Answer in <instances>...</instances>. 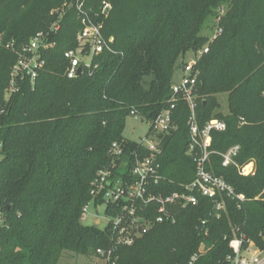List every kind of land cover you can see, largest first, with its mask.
Returning <instances> with one entry per match:
<instances>
[{
  "label": "trees",
  "instance_id": "trees-1",
  "mask_svg": "<svg viewBox=\"0 0 264 264\" xmlns=\"http://www.w3.org/2000/svg\"><path fill=\"white\" fill-rule=\"evenodd\" d=\"M64 1L0 0V264H59L64 252L92 257L112 249L109 228L82 221L91 182L110 163L109 149L124 139L133 110L153 120L168 107L177 67L209 44L204 25L224 4L221 33L196 66V119L201 128L211 119L226 122L224 132L212 134L216 153L208 170L245 199L225 197L219 217L208 198L179 208L175 223L155 224L133 245L118 247L112 260L189 264L198 255L194 264H230L235 237L264 250V0H83L109 49L72 79L65 53L78 47L75 7L51 30ZM38 33L54 46L42 53L36 79L17 78L11 91L17 50ZM219 95H227V114ZM190 114L180 100L173 112L178 129L164 137L157 191L166 195L194 180ZM234 146L236 162L254 163V175L222 165L221 154ZM136 149L127 142L128 151Z\"/></svg>",
  "mask_w": 264,
  "mask_h": 264
},
{
  "label": "built area",
  "instance_id": "built-area-1",
  "mask_svg": "<svg viewBox=\"0 0 264 264\" xmlns=\"http://www.w3.org/2000/svg\"><path fill=\"white\" fill-rule=\"evenodd\" d=\"M75 7L82 28L77 34L78 47L65 53L69 66L68 78L78 76L81 68H91L95 57L109 49V42L102 34V25L95 23L93 18L85 11L83 0H65L57 21L51 27L52 31L60 29L61 20L68 9ZM109 3H104L102 11L108 12ZM58 12V11H56ZM53 12V13H56ZM213 39L209 40L212 43ZM208 44V45H209ZM192 54L193 61H184L178 71L182 72L181 80L172 84V93L165 108L149 123V132L146 138L137 143V149L127 150V142L123 139L112 143L109 149L110 163L99 170L91 182V201L83 208L82 221L89 214V209L96 210L98 222L104 220L105 228L112 232V249L107 253L102 249L97 250V258L104 264H116L112 255L120 246H131L137 239L146 234L155 224L175 223L176 211L189 206H197L201 198H208L214 203L217 217L225 210V197L243 201L244 195L237 194L223 177L214 175L208 170L210 158L216 152L211 151L212 134L224 132L227 128L225 121L211 119L201 128L196 119V99L200 73L196 66L199 59L207 54L209 46ZM54 46L48 35L38 33L29 42L17 50L18 60L12 69V79L9 90H15L17 78L30 77L32 82L36 79L39 70L44 66L42 53ZM9 47V46H8ZM88 60V61H87ZM97 68V66H94ZM183 100L190 107L188 120L190 143L187 155L195 165L194 180L183 185L182 192L166 195L157 191L161 185V157L163 155V142L166 135L176 132L178 126L174 123L173 112L177 103ZM130 117L143 118L136 111ZM145 119V118H143ZM240 146H234L226 153L221 154L224 167L235 166L243 176L255 174L254 163L240 166L236 162ZM264 194V192H263ZM258 199V198H257ZM103 210V215L99 212ZM156 213V218L151 215ZM205 224V222H203ZM230 247L233 255L228 258L230 264H264V250H260L250 242L245 246L243 239L235 237ZM198 255H195L189 264H194Z\"/></svg>",
  "mask_w": 264,
  "mask_h": 264
},
{
  "label": "rangeland",
  "instance_id": "rangeland-1",
  "mask_svg": "<svg viewBox=\"0 0 264 264\" xmlns=\"http://www.w3.org/2000/svg\"><path fill=\"white\" fill-rule=\"evenodd\" d=\"M227 10H228L227 4H224L216 8L214 14L210 16L209 19L206 21L203 28V34L208 36L209 39H213L218 33L217 30L218 21L220 17L226 14ZM185 60L192 62L193 61L192 54H188ZM181 77H182V72L178 71L176 76V81L179 82L181 80ZM217 98L221 104L220 111L224 114H227L229 112L227 95H219L217 96ZM148 132H149V123L146 119L128 117L123 132V136L125 139L129 141L141 142L144 138L147 137ZM99 215L101 216L103 215V210L99 212ZM0 223H1V219H0ZM83 224L85 226H94L100 229H103L106 226V222L104 220L98 223L96 210L93 207L89 209V214L86 217V219L83 221ZM59 264H104V261L100 258H97L96 256L84 257V256L76 255L72 252H64Z\"/></svg>",
  "mask_w": 264,
  "mask_h": 264
},
{
  "label": "water",
  "instance_id": "water-1",
  "mask_svg": "<svg viewBox=\"0 0 264 264\" xmlns=\"http://www.w3.org/2000/svg\"><path fill=\"white\" fill-rule=\"evenodd\" d=\"M180 69V67H177V70H179ZM78 75H80L81 74V68H79V70H78V73H77ZM99 223V222H98Z\"/></svg>",
  "mask_w": 264,
  "mask_h": 264
}]
</instances>
